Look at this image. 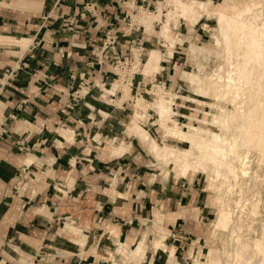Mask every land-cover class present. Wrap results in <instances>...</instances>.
I'll list each match as a JSON object with an SVG mask.
<instances>
[{
	"label": "crops",
	"instance_id": "obj_1",
	"mask_svg": "<svg viewBox=\"0 0 264 264\" xmlns=\"http://www.w3.org/2000/svg\"><path fill=\"white\" fill-rule=\"evenodd\" d=\"M8 1L0 0V38L25 46L0 42V264H108L109 255L129 264L114 246L101 248L106 234L132 246L148 220L169 231L165 246L176 259L188 258L186 239H203L199 227L210 213L197 179L151 181L133 161L135 148L104 151L93 138H116L110 113L124 103L106 92L114 78L108 61H88L105 25L126 28L141 0H93L84 17L77 13L90 0H34L37 11L24 12L1 4ZM127 45L121 37L122 52ZM154 244L148 264H165ZM144 245L145 238L135 246Z\"/></svg>",
	"mask_w": 264,
	"mask_h": 264
},
{
	"label": "rangeland",
	"instance_id": "obj_2",
	"mask_svg": "<svg viewBox=\"0 0 264 264\" xmlns=\"http://www.w3.org/2000/svg\"><path fill=\"white\" fill-rule=\"evenodd\" d=\"M209 1L210 4L208 6V9L210 12L218 10L223 5H225V8L221 11L227 14H232L233 11L230 10V7H234L237 11H242L243 13H249L252 11L253 13H260L261 9V13L264 16V0H247L248 2L251 1L250 3L246 2L248 4L247 8L245 6L246 0ZM165 2L166 0H141V2L139 1L136 4H132V9L131 11H129L131 12V16L129 19L130 22L126 20L125 23L127 24V22H129L131 24L133 23L142 25L143 28L140 27L139 31H143L144 34L146 33L147 35H149V37H153V40L152 42L149 41V45H145L143 44V41L141 39L144 54L142 53L141 55V63L139 64L140 66H136V64L138 63L139 51L135 48L133 49L134 60L128 62L130 64V71H137L140 74H135L132 77V85L129 86V88L127 87V85L129 84L128 80L130 74L126 73V71H121L118 68L113 69V71L118 74V77L113 76L114 78L116 77V80L112 82L113 86H111V89H107L106 92L114 93L115 91H117L115 102L116 105H120L121 102L124 103L122 104V109L118 108L120 106H118V109H116L115 106L114 108L117 112L111 111L110 113L113 115L112 121L115 122V124L111 127L113 128V131L115 130V132L117 133V135H115L116 138H113L114 135H111L109 137L105 136L101 140L97 137L93 138L98 141L100 146H102V148L99 149H103L104 151L109 150L110 152H126L129 150L128 147H126L129 143V146L135 148L133 161L138 162L141 169H144L148 172L150 179H152L151 181L158 179L164 182L169 177H171L172 180L185 179L182 178L179 174L175 173L174 170L169 168L164 160H159L153 155H150L147 152L146 145L142 143L138 136L129 128L131 127V117L135 111V97L139 96L144 99L146 105L149 106V108H147V115H145L143 119L141 118L139 120L140 122H142V124L146 125L148 134L156 141V143L159 146L167 144L183 149H192L189 141H181L176 137L165 133V131L158 126L156 120L157 111L154 107H156L157 104L160 103V99L157 95L158 88L160 87L165 91V94L168 96V100L175 97L173 100L174 104H172L170 108L174 112L172 118L179 122V128L187 130V128L183 125L192 124L206 131L213 130L211 137L209 139L207 138L208 141L205 140L203 142V145L205 146L207 142L210 143L211 139V143H214L220 148L222 147V151L226 153V155L228 153V155L226 156V161H221V164H218V168L220 166V176H218L216 179L215 176L213 174L211 175L210 172L203 170L201 167L199 169V165L196 159L193 158L191 161L194 165V169L197 170L196 172H194L191 178L197 179L198 184L201 188L202 198L205 200V205L210 211L205 221L201 223V227H199L200 233L203 234V239L200 241H197L198 237L186 239L187 243L185 244V247L188 249V251L191 249V246H194L195 248V254L192 258L188 257L176 259L172 254L169 255L171 246L168 248H166L165 246V238L169 231L163 229L161 224L160 230L158 224H156L155 222L152 226L149 220L147 221L148 224L146 225L147 229L145 230V236L141 234V237L137 239L132 246H129V244H125V242H123V245H121L122 242L117 241L115 238L113 243H110L109 240H106V243H103L104 245L102 244L101 248L107 251L109 246L114 245V248L117 250L116 253L121 254L129 264H148L150 262L148 252H150L151 250L153 251L150 246H153V243H155V248L160 246L159 248L165 253V264H206V262L208 263L209 261V258L206 257L207 247H212L217 251L215 261H217V258H219L221 259V264H230L231 261H233L230 252H233L232 250L235 249L234 247H236L237 245L234 237L230 238V233L232 232V230L236 231L235 234L237 235V232L241 227L242 231L247 233L246 237L248 239L251 238L252 240L257 239V237L258 239L261 238L263 234L264 161H261L260 163L257 162V159L254 156V152H252L251 150L248 151V163L246 164L248 167H246L247 172L242 173V162L244 159H242L241 149L239 151V149L235 148L234 142L236 138L235 133L237 134V126L238 124L243 122L244 114L239 113L235 125L228 122L226 124H223V126L221 125V127L219 126V124H222L221 122H217L215 123L216 125L214 124L212 126H209V124H207V121L210 119L211 115H214L216 117L218 115V112L213 107L212 103L224 105L227 109H233L236 111H238L239 103H233L229 95L220 98L216 102L215 100H213V93L210 89L207 90L204 96H202L200 95L198 90L195 92V87L192 84V82H196V84L198 85V82L196 80L197 74H195L198 65L202 66L201 72L205 73L206 76L213 75L215 70H217L219 67L223 68V71L225 73L226 67L224 63H226V56L223 54L222 50L213 49L215 47L212 44V40L209 38L210 32H206L205 28L203 27L206 25L210 30L215 29L217 27L215 18L211 15H207L206 12H201L196 14V22L192 24L189 21L190 18H193L190 14L184 13V17V15H180V11L178 9L175 11V8H172L170 3L167 4V2ZM255 2H257L258 4ZM1 4L15 9L23 10V12L37 11V4L34 0H10ZM130 7L128 8V10L130 9ZM257 8H259V10H257ZM141 9L144 11V13ZM247 9H249V11ZM163 24L165 25L166 33H169L168 44L164 43L165 39L162 34ZM123 30H125V28H123ZM12 38L18 39L19 37ZM0 42H6L8 44L12 43L15 45L19 44L22 47L25 46V44L23 43H18V41L10 40L5 37L0 38ZM164 44H166V46ZM151 51H158L160 60L169 58L173 54L172 59L169 62V67L165 71V73H163V71L158 72L159 67L157 69V72H153L150 76H144L141 73L144 68V63L149 58V53ZM161 64L163 65V63H160L159 66H161ZM192 72L194 73L192 74ZM137 83H139L138 88H136ZM205 84L207 85V83H204L202 85V88L207 87ZM143 89L146 90L147 94H144L142 92ZM224 89L223 94L226 92V87H224ZM188 97L202 100L204 103L198 104L193 101H189ZM117 98L119 100H117ZM162 104L164 106H167V104L164 102H162ZM110 110L111 109H109V111ZM202 111L203 113H207V115H204ZM113 117L115 119H113ZM201 120L204 122H202ZM106 126L111 129L110 126ZM113 131L111 130V132ZM232 134H234L235 137H233ZM66 137L69 139V135H66ZM121 143L124 145V147H126L123 151H120L119 148L122 145ZM114 149L119 150L116 151ZM109 176L110 178L112 177L111 175ZM208 177L211 178L208 179ZM191 178L187 180H190ZM211 179L216 180V185H218L219 190L209 188V181ZM256 198H259V200H256ZM248 200L249 202L253 200H255L256 202L258 201V209L255 214H249L247 213V210H245V212L243 213H240L242 204ZM152 218L153 216L150 217V219ZM214 220L217 223L218 230L215 235H213L212 232V225L213 222H215ZM259 233L261 234L259 235ZM82 236L83 235L81 234L80 237ZM83 238L85 237L83 236ZM144 238L148 247L144 245L141 250L135 245H138L139 242H141V240ZM73 243L83 242L75 240L73 241ZM87 248L88 251H93L92 249H94L93 247ZM135 248H138V251H135ZM251 248L253 249L252 246ZM252 249L251 253L247 252L249 254L245 255L246 258L249 257L250 254L252 255ZM161 250L158 252H161ZM133 252H138V254L133 256L131 254ZM138 255H142L140 256L141 258ZM111 258L112 257L109 255L107 260L110 261L108 264H122L119 262H115L113 258ZM257 261L258 257L254 256L252 263H255Z\"/></svg>",
	"mask_w": 264,
	"mask_h": 264
},
{
	"label": "bare ground",
	"instance_id": "obj_3",
	"mask_svg": "<svg viewBox=\"0 0 264 264\" xmlns=\"http://www.w3.org/2000/svg\"><path fill=\"white\" fill-rule=\"evenodd\" d=\"M166 2L167 4L170 3L172 8H175V11L178 9L180 11H178L180 15H184L185 17L184 13L190 14L193 17H189V21L192 24L196 22V14L201 12H206L207 15H211L216 20L217 27L215 29L210 30L206 25L203 27L205 28L206 32H210L209 38L212 40V44L215 47L213 49L222 50L223 54L226 56V63H224L226 67L225 73L223 68L219 67L217 70H215L213 75L206 76L205 73L201 72L202 66L196 65L197 68L195 74H197L196 80L198 85L196 82H192V84L195 87V92L198 90L202 96H204L207 90L210 89L213 93V100L216 102L220 98L229 95L233 103H239V107L237 106L238 111L227 109L224 105L212 103L213 107L217 110L218 115L217 117L211 115L210 119L207 121V124L212 126L217 122H221L222 124L218 123L221 127V125L223 126V124L228 122L235 125L239 113L244 114V120L238 124L237 134L235 133V142L234 139L233 142L235 143V148L239 149V151L241 149L242 159L245 160L242 162V173H246L248 151L251 150L254 152L257 162L260 163L261 161H264V16L261 13V9L260 13L263 17L260 15V13H253V11L249 13H243L242 11H237L234 7H230V10L233 11V13L227 14L221 11L225 8V5L222 7L220 6L221 8L219 7L220 9L218 10L214 9L215 11L210 12L208 9L210 4L209 0H166ZM246 2L248 1H245V6L247 8L248 4ZM247 10L249 11V9ZM257 10H259V8H257ZM142 12L144 13L143 10ZM162 34L165 39L164 43L168 44L169 33H166L164 24L162 28ZM166 44L164 45L166 46ZM159 61V52L151 51L149 53V58L144 63V68L141 73L144 76H150L153 72H157ZM193 73L194 72H192V74ZM204 83H207V85L205 84L207 86L206 88H202ZM127 87L129 88V84ZM224 87H226V92L223 94ZM157 95L160 99V103H158L159 105L157 104V106L154 108L157 111L156 120L158 126L163 129L165 133L170 134L181 141H189L192 149H183L167 144L159 146L156 141L148 134L146 125L142 124V122L139 120L141 118L143 119V117L147 115V108H149V106L146 105L145 100L139 96L135 97V111L131 117V127H129L131 131H133L141 140V142L146 145L147 152L150 155H153L159 160H164L167 166L174 170V172L179 174L182 178L189 179L194 174V172L197 171L194 169V165L191 162L194 158L198 162L199 169L201 167L203 170L210 172L211 175L213 174L216 179L218 176H220V166L218 168V164H221V161L226 159L228 153L226 155V153L222 151V147L220 148L214 143H211V139L210 143L207 142L205 146L203 145V142L205 140L208 141L207 138L209 139L211 137L213 130L206 131L192 124L183 125L187 128V130L179 128V122L172 118L174 112L170 108L172 104H174L173 100L175 97L168 100V96L165 94V91L160 87L158 88ZM188 100L198 104L204 103L202 100H198L193 97H188ZM162 102L166 103L167 106H164ZM203 114L207 115L205 112ZM232 135L235 137L234 134ZM126 147L129 149L128 144ZM126 147H124L122 144L119 147L120 151H123ZM114 150L118 151L119 149ZM210 178L208 177V179ZM215 179H211L209 181V188L219 190ZM257 199L259 200V198H256V200ZM257 204L258 201L256 202L255 200L251 202H249V200L244 202L240 208V213H243L245 210H247V213L255 214L258 209ZM154 214H156V212H154ZM212 230L213 235H215L218 231L216 221L213 222ZM235 232L236 231L232 230L230 233V238L234 237V240L237 242L236 247H234L235 249L232 250L233 252H230V255H232L233 258V261L230 259V264H264V228L261 238L258 239L257 237V239L253 240L246 237L247 233L243 232L241 227L237 232V235ZM260 234L261 233H259V235ZM106 235V240H109L110 243H113L115 237H113L110 232H107ZM125 244L127 243L125 242ZM121 245H123V242ZM194 249V246H191V249L187 252L189 258L194 256ZM251 249L252 255L250 254V256L246 258L245 255L249 254L247 252L251 253ZM134 250L138 251V248H135ZM131 254L135 256L138 254V252H133ZM170 254H172L174 257V248H171L169 255ZM216 256L217 251L212 247H207L206 257L209 258V261L208 263L205 261L206 264H221V259L217 258V261H215ZM254 256L258 257V261L252 263Z\"/></svg>",
	"mask_w": 264,
	"mask_h": 264
},
{
	"label": "built area",
	"instance_id": "obj_4",
	"mask_svg": "<svg viewBox=\"0 0 264 264\" xmlns=\"http://www.w3.org/2000/svg\"><path fill=\"white\" fill-rule=\"evenodd\" d=\"M93 0H90L86 3H84L81 7V10L77 13L79 17H84L85 15L93 13ZM130 19V18H129ZM128 19V21H129ZM67 22H71L69 20H66ZM130 22V21H129ZM127 22L125 30H119L118 28H115L111 24H107L104 27L103 30V37L100 39L99 44L92 52V58L88 61V66L92 67L93 64L99 65L100 63H103L104 61H108V63L111 65L112 70L114 68H118L121 71H126V73L130 74L129 77V86L132 85V77L135 74H140L139 72L130 71V64L128 62L134 60V48L137 49L138 52V63L136 66H140L141 63V55L144 54V49L142 46V41L140 38V35L143 31H139V28H143L142 25L137 24H131ZM127 30V31H126ZM132 34V35H131ZM140 34V35H139ZM121 37H127L128 38V45L126 47V52H122L119 47V39ZM29 56H32L31 52ZM18 65H13L12 67H7L4 69L3 74L6 79L11 78L14 76V71L18 68ZM113 76L118 77V74L114 71ZM113 78L112 81H114ZM139 83L136 84V88L139 87ZM142 92L144 94H147L146 90L143 89ZM73 96V94H72ZM174 236L173 239L180 240L181 236H178L176 234H171Z\"/></svg>",
	"mask_w": 264,
	"mask_h": 264
}]
</instances>
